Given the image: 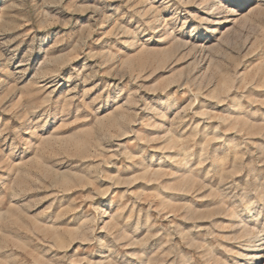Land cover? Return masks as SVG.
<instances>
[{
	"label": "rangeland",
	"instance_id": "rangeland-1",
	"mask_svg": "<svg viewBox=\"0 0 264 264\" xmlns=\"http://www.w3.org/2000/svg\"><path fill=\"white\" fill-rule=\"evenodd\" d=\"M263 226L264 0H0V264H264Z\"/></svg>",
	"mask_w": 264,
	"mask_h": 264
},
{
	"label": "bare ground",
	"instance_id": "bare-ground-1",
	"mask_svg": "<svg viewBox=\"0 0 264 264\" xmlns=\"http://www.w3.org/2000/svg\"><path fill=\"white\" fill-rule=\"evenodd\" d=\"M250 211V210H249ZM261 213H259V215H260ZM244 223H246V222H244ZM245 226V228H246V230L245 231H247L248 230V227H247V225H244ZM264 230V226L262 227V230H259L260 232H262ZM256 236H257V234H256ZM260 237V236H259ZM259 237H257L258 239H259ZM251 238V237H250ZM253 238V237H252Z\"/></svg>",
	"mask_w": 264,
	"mask_h": 264
}]
</instances>
